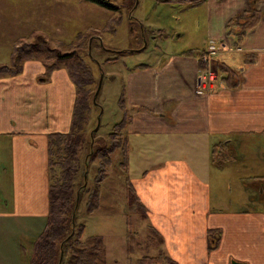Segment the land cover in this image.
<instances>
[{
    "label": "crops",
    "instance_id": "crops-1",
    "mask_svg": "<svg viewBox=\"0 0 264 264\" xmlns=\"http://www.w3.org/2000/svg\"><path fill=\"white\" fill-rule=\"evenodd\" d=\"M198 7L205 20L198 18L195 39L156 67L127 69L120 100L130 171L139 170L130 177L158 237L148 256L264 264V0ZM37 18L28 23L40 34ZM211 47L220 81L200 94L201 54ZM43 62L0 78V264H31L50 211L49 137L71 130L76 86L65 68L43 75ZM114 233L115 244L103 238L105 264H128V230L124 238Z\"/></svg>",
    "mask_w": 264,
    "mask_h": 264
},
{
    "label": "rangeland",
    "instance_id": "rangeland-1",
    "mask_svg": "<svg viewBox=\"0 0 264 264\" xmlns=\"http://www.w3.org/2000/svg\"><path fill=\"white\" fill-rule=\"evenodd\" d=\"M110 1L116 6L117 11L86 0H0V65H14L13 47L18 37L25 35L38 45L48 42L47 46L54 51V57L74 55L76 59L77 55L80 56L92 73L91 89L89 86L86 87L92 91V98L96 94L101 74L104 73L101 92L97 99V103L102 108L100 127L93 131L97 128V117L100 113L97 107L83 134L84 147L79 153L82 167L74 189L75 195L81 190L76 230L81 228L82 223L85 224L86 232L83 240L86 245L89 239L96 235L105 238L108 244H115V239L110 238V235L115 232L124 238L127 235L125 222L130 218L136 235L128 239V256L133 264H137L142 257L153 258L148 256L152 255L151 247L147 248L150 246L148 238L153 239L152 246H155L157 241L148 229L143 215L134 211L128 203L125 174L119 167L122 160L121 151L113 155L109 176L103 183L100 208L94 213L88 211L87 191L95 185L101 159L97 151L90 152L89 135L94 132L96 140L108 141L105 138L107 134L123 120L120 99L127 84V69L139 70L147 65L156 67L177 49H184L185 43L192 42L203 29L197 22L199 17L203 22L205 16L202 13L203 9H199L202 7H190L187 3L178 0ZM37 16L38 22L35 27L37 30L43 29L38 32L40 34L32 33L31 27L34 24L28 23L30 17ZM43 18L49 19L46 26L40 22ZM239 20L238 16L235 22ZM106 24L111 26L108 31L104 30ZM236 27L229 26L228 31H237ZM24 29L27 30L25 34H18ZM180 38L182 40H179ZM17 45L21 47V43ZM43 63L45 64L43 75H45L47 66L57 62L44 57ZM55 71L53 70L51 75ZM48 78L49 76L40 77L46 80ZM219 81L218 76V83ZM88 154H90L89 158ZM87 160L90 165L85 167ZM133 171L139 172L136 166L131 169L130 174ZM86 172L87 180H85ZM80 187L86 188L82 190L79 189ZM75 248H78V245ZM147 264L160 263L147 262Z\"/></svg>",
    "mask_w": 264,
    "mask_h": 264
},
{
    "label": "trees",
    "instance_id": "trees-1",
    "mask_svg": "<svg viewBox=\"0 0 264 264\" xmlns=\"http://www.w3.org/2000/svg\"><path fill=\"white\" fill-rule=\"evenodd\" d=\"M86 1L109 10L117 11L116 6L113 5L110 0ZM178 1L185 2L190 7H198L202 5L205 0ZM258 18L259 15H256L255 19H253V17L250 19L246 27H244V32L242 35H245V31H248L257 23ZM110 27L111 26L109 24H106L104 30L108 31L111 29ZM29 40L32 39L30 37H20L17 39L15 42L16 45L13 47L12 54L14 65L11 67L7 65H0V77L19 74L22 71L23 64L26 61H44V57L45 59L48 57L57 63H54V65H48L47 72L53 71L57 68H66L70 79L76 86V101L72 117L71 130L68 133H55L49 137L48 173L51 180L49 192L50 211L46 228L35 243L31 264H105L106 246L104 239L99 236L91 237L88 241V245H86L83 240L85 224L82 223L81 228L76 230V217L80 204L81 190L78 191L77 195H75L74 189L77 181L79 180L82 167L79 153L82 147H84L82 146L85 141L83 134L91 121L93 112L96 111L97 107L100 109V113L102 110L98 103H94L95 95L93 98L91 95L92 91L90 89L92 83V73L80 56L77 55L76 59H74V55H57V57H54V51L47 46L48 42L38 45L33 40L28 42ZM17 43H21V47L18 46ZM73 59L74 61H72ZM87 86H89L90 89H87ZM120 100L123 99L121 98ZM125 120L126 119L117 124L114 129L115 131L113 130L107 134V137L105 138L108 141L96 140L94 135L92 136V132L89 135L91 137L90 152L94 150L97 151L98 156H100L101 159L99 171L95 177V185L87 191L89 193L87 208L90 213H94L100 208V202L102 200L103 194V183L109 176L110 168L113 163V155L115 152L121 151L122 160L119 164V167L121 172L125 174L126 188L128 191V203L134 211L140 212L143 217L148 220L146 208L140 201L130 177V147L122 132V128L125 125ZM93 131L95 130L93 129ZM92 143H94L93 146ZM215 152L217 155H215V162L213 163L215 166H219L220 162H216V160L221 154H223V152L221 150H216ZM88 155L89 158L90 154ZM230 159L231 158H228V160ZM88 165H90L89 160L85 162V167ZM84 188L80 187L79 189L83 190ZM126 225L129 237L134 238L136 233L134 232L133 223L130 218L127 220ZM150 232L156 237V240H158L156 232L152 228H150ZM78 241L79 244H77ZM148 241L150 246H152L151 242L153 239L148 238ZM76 245H78V248H75ZM156 245H158V242L155 244V246ZM147 262L176 264L164 255H160L155 258L142 257V259L137 261V264H147ZM128 264H133V261L129 260Z\"/></svg>",
    "mask_w": 264,
    "mask_h": 264
},
{
    "label": "built area",
    "instance_id": "built-area-1",
    "mask_svg": "<svg viewBox=\"0 0 264 264\" xmlns=\"http://www.w3.org/2000/svg\"><path fill=\"white\" fill-rule=\"evenodd\" d=\"M217 59V52L214 47H211L210 51L201 54V60L207 66L200 72L198 77L197 92L200 94L209 92L215 88V84L218 80L217 70L214 69L213 64ZM214 86V87H213Z\"/></svg>",
    "mask_w": 264,
    "mask_h": 264
},
{
    "label": "water",
    "instance_id": "water-1",
    "mask_svg": "<svg viewBox=\"0 0 264 264\" xmlns=\"http://www.w3.org/2000/svg\"><path fill=\"white\" fill-rule=\"evenodd\" d=\"M90 56H91V52H90ZM100 69L102 70V68L100 67ZM103 78H104V73L102 72L101 74V77H100V81H99V85H98V88H97V91H96V94L94 96V103L97 104V99L99 97V94L101 92V88H102V81H103ZM101 116H102V110H101V113L99 114L98 116V124H97V128L95 129V131L97 129H99L100 127V123H101ZM94 135V132L92 133V136ZM94 143H92V146H93ZM87 173V172H86ZM87 175L88 173L85 175V180H87ZM78 202H79V199H78ZM75 216V214H74ZM75 218V217H74ZM232 264H245V263H238V262H233Z\"/></svg>",
    "mask_w": 264,
    "mask_h": 264
},
{
    "label": "bare ground",
    "instance_id": "bare-ground-1",
    "mask_svg": "<svg viewBox=\"0 0 264 264\" xmlns=\"http://www.w3.org/2000/svg\"><path fill=\"white\" fill-rule=\"evenodd\" d=\"M76 161V160H75ZM75 163V162H74ZM65 238V237H64ZM64 246V245H63Z\"/></svg>",
    "mask_w": 264,
    "mask_h": 264
}]
</instances>
